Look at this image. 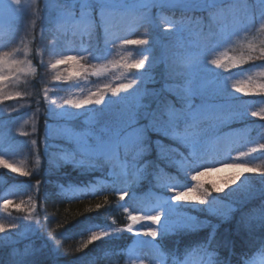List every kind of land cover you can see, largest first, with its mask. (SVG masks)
<instances>
[{
  "label": "snow or ice",
  "instance_id": "obj_1",
  "mask_svg": "<svg viewBox=\"0 0 264 264\" xmlns=\"http://www.w3.org/2000/svg\"><path fill=\"white\" fill-rule=\"evenodd\" d=\"M21 3L22 0H10L6 7L20 11ZM58 7V14L50 22L53 39L49 53L59 58L48 66L56 70L61 65L71 64L72 69L66 74H57L55 80L72 82L68 87L93 84L95 91H89L82 98L64 99L62 104L57 105L55 100L49 101L45 90L44 100L49 103L48 116L63 122L58 123L57 133L68 145L53 153L50 164L57 168L71 165L82 174L102 171L106 166L111 183L123 182L125 185L119 192L121 202L129 197V190H134L149 174L155 177L156 188L171 193L167 196L133 195L131 198L139 203L149 204L151 201L147 211L136 212L124 207L128 220L126 226L112 231H91L76 251H84L96 241L127 232L136 237L151 238L137 240V244L148 245L160 252L162 245L158 241L163 238L207 228L209 232L202 241L185 246L183 252L175 250L164 254L163 264H193L194 256L200 257L198 264H231L230 259L219 255L221 247H232L229 240H217L219 224L188 213L203 206L200 211L217 217L221 223L228 222L236 211L233 207L236 198L243 204L255 196L256 190L247 183L248 177L245 176V173H254L262 181L259 189L261 203L258 212L245 214L241 222L249 232L256 228L264 229V168L244 162L216 160L211 155L215 138L204 127L208 121L221 119L226 105H239L244 96L259 97L264 101V83L256 85L252 83V76L245 77L246 72L255 68L260 69L257 75L264 77V40L259 44L249 42L246 52L239 56L228 55L242 36L256 31L257 25L264 30V0H62ZM193 7H203L208 11L207 24L197 21L193 25L184 17L176 19L160 15L176 9L187 11ZM117 18L127 22L129 31L126 35L117 33ZM144 25H151L152 30L130 38L131 29ZM76 40L80 42L76 55H66L59 50L64 41ZM133 53L139 58L130 59ZM37 54L42 57L45 53ZM255 61L262 63L256 64ZM249 62H252L249 68L242 67ZM24 64L30 65L31 61L18 60L9 53L0 55V85L10 79L13 83L19 81V75L14 74L22 73ZM157 65L164 66V83L160 89L149 91L145 85L153 81ZM232 69L239 71L233 72ZM31 71L35 72V69ZM116 71L120 72L121 79L127 78L125 71L132 78L118 85L100 79ZM90 76L97 77V80L91 81ZM4 96L13 98L7 93ZM113 97L116 99L112 100ZM145 97H151L149 102L144 103ZM247 115L264 121V108L250 113L247 110L230 111L229 118L243 119ZM77 121H82L79 128L73 126V122ZM165 139L176 142L184 151L170 147L165 153ZM6 143L10 144V141ZM36 143V140L31 141L33 146ZM153 147L159 159L176 169L175 175L164 172L155 161L147 158ZM259 149L264 150V144H260ZM247 155V152L239 153L240 157ZM40 163L38 158L36 164L39 166ZM0 167L24 177L31 175L10 164L3 155H0ZM223 168L238 171L222 186L215 183L206 186L201 182L200 177L207 172ZM181 178L187 182L181 183ZM40 183L36 181L37 188ZM74 185L75 182H68V188L73 193L87 191L90 185L94 191L104 187V184L98 185L95 178L86 185ZM226 188L229 192L225 193V197L213 195V192L221 193ZM10 203L9 200L4 201L5 210ZM21 207L16 205L17 210ZM101 207V204L96 205L97 210ZM32 218L28 217L29 220ZM85 221H90V218L86 217ZM80 223L83 224L80 235L94 227H103L90 222ZM136 225L141 227L136 228ZM11 226L17 227L15 223ZM78 226L72 225L73 228ZM62 227L64 222H58L56 229L48 232L47 239L55 241L56 233ZM6 232L4 224L0 223V234ZM65 238H71V233L66 231L60 236L61 240ZM7 243V236L5 240H0V245L7 246ZM45 247L46 244L37 247L33 243L23 251L13 248L9 253L10 264H35L26 258L38 256ZM59 247V244L53 243L52 251L57 252ZM255 254L260 258L259 264H264V240L255 249ZM91 259H86L85 264H91ZM132 264H137V258H132ZM138 264L151 262L147 257H139ZM242 264H257L253 252L243 254Z\"/></svg>",
  "mask_w": 264,
  "mask_h": 264
},
{
  "label": "rangeland",
  "instance_id": "obj_2",
  "mask_svg": "<svg viewBox=\"0 0 264 264\" xmlns=\"http://www.w3.org/2000/svg\"><path fill=\"white\" fill-rule=\"evenodd\" d=\"M9 2L10 0H0V55L9 53L10 55H14L18 60L27 59L30 61V56L32 53L30 45H32V42H34L35 50L33 59H36L40 67L37 72L38 74L33 76L30 74L32 73V67H30L29 64H24L22 65L24 71L22 73L14 74L19 75V81L13 83L10 79L5 81L4 85H0V155H3L10 164L18 166L32 174L38 166L36 164V160L39 158L41 161V157L37 153L36 145L33 146L31 141L36 140L37 142L36 118L41 112H43L46 113V117L48 119L45 130V135L48 138L47 147L46 143L44 142V158H46L45 166L47 170L50 172H66L74 170L71 165H65L63 167L57 168L53 164H50V158L53 157V153L57 152L59 148H61V146L58 144V141L65 140L60 138L57 133L58 123L63 124V122H58L57 120H54L48 116L49 103L48 101L44 100V93L45 90H47L49 101L55 100L57 105H60L62 104L63 100L67 98H82L89 91H95V87L93 84L83 83L80 87H68L67 85L72 82L56 81L55 76L57 74H66L72 69L71 64L61 65L56 70H53L48 66L50 62H54L55 59L59 58L58 56H53L49 53L53 39V34L50 31V22L58 14V5L62 2V0H22L20 11H12L9 7H6ZM192 9L193 10L190 9L191 12L189 14V18H186L189 22H191L193 25L197 21H200L204 24L208 23L209 14L195 12L197 9L201 12L204 11L203 7H193ZM153 12L155 14V10H153ZM160 15L168 16L170 18L174 17L176 19L181 18L179 13L172 11H167ZM115 24L116 31L119 35H126L129 31V26H121L119 24V18L116 19ZM151 30V25L138 26L131 29L132 35L130 38H136L137 36H141L147 32H150ZM252 34L256 35L257 38L264 40V30H260L258 25L256 31ZM6 42L7 46H5ZM132 47L133 46H129V48ZM59 50L66 55H76L80 50V42L79 40L74 42L64 41ZM40 52H44L45 54L41 57L37 54ZM138 58L139 56L136 55V53H133V56L130 57V59ZM255 63L261 64L262 62L255 61ZM161 66L164 71V66ZM131 71L134 72L135 70ZM259 71V68H255L250 72H246L245 77L252 76V83L256 85L264 83V77L257 75ZM125 75L127 78L121 79L120 72L116 71L115 74L109 75L106 78L101 77L100 79L102 81L106 79L107 82L111 83L112 85H118L121 82L127 83L132 78L127 71H125ZM34 77L36 80H39L40 84L44 85L42 89L43 94L41 100L38 99L39 103H41V107L40 104H37L35 98H32L30 95V83H32L31 79ZM89 79L95 82L97 77L90 76ZM245 82H247V80H245ZM145 87L149 91L155 89L148 84H146ZM81 89H83V91H81ZM5 93L10 94L13 98H5ZM17 93H19V95H17ZM121 95H123V93ZM30 99L34 101H30ZM115 99V97L112 98V100ZM150 99L151 97H145L144 103L149 102ZM109 102L111 103V101ZM196 102L199 103V100ZM38 108L39 111H37ZM261 108H264V101H262L261 98H257L255 100H250L249 102L247 101L245 105L235 107L233 111L247 110L250 113L252 110L259 111ZM229 116L230 113L224 117H221L219 120L208 121L204 124V127L209 129L210 135L213 136L224 127L233 125L239 121H244L247 123L243 139L239 140L234 152L230 153L229 155H225L223 159L216 158V160L225 161L228 163L244 162L253 167L264 168V150L259 149V145L264 144V121L260 120L259 117H251L250 115L245 116L243 119H230ZM249 121L250 124L248 123ZM77 123L82 124V121L73 122V126L74 124L78 125ZM213 128H215V131H213ZM23 133H27V135H23ZM6 141H10V144L6 143ZM254 148L257 149V151L253 152L252 149ZM168 150L169 149H167V145H165L163 151L168 153ZM240 152H247L249 155L240 157ZM105 168L106 166L103 168V170ZM237 171L238 170L235 168H223L221 171H209L204 176L200 177V180L206 186H210L211 183L222 186L224 182L233 176ZM7 175L19 176V173H13L11 169H4L3 167H0V223L4 224L7 230L5 234H0V240H5L7 236L8 243H13L16 240L29 235L33 231L36 225V219L33 214L34 208L31 189L16 185L14 183H9ZM245 176L248 177L247 183L252 188L256 189L257 187H262V181L258 174L245 173ZM241 179L244 180V177ZM186 182L187 181L185 179V183ZM227 192H229V189L226 188L225 191L221 193L213 192V195L225 197V193ZM134 195L137 196L138 194ZM158 195L167 196L171 195V193L155 187L150 193L143 194L142 196ZM132 196L133 194H130L129 197L125 198V201H123L124 207H128L129 210H136V212L148 210V206L151 201H149V204H142L136 200H133L131 198ZM5 200L11 201L7 210H5L3 207ZM238 200L239 198H236V202ZM236 202H234L233 207ZM16 205H21V209L17 210ZM200 208H203V206H198L196 211H189L188 214L197 216L201 220H210L214 218L218 219L215 216H210L208 213L200 211ZM29 216L33 218L29 220ZM13 223L17 225L16 228L11 226ZM144 226L147 227L148 224L145 223ZM140 227L141 225H136V228ZM101 230L112 231L113 229H93V231ZM150 239L151 238L148 237L134 236V241L127 250V261L130 264H132V258H137L138 264L139 257H147V260L150 261L151 264H163L164 254L162 251L157 252L148 245L137 244V240L147 241ZM259 259L260 258L256 259L257 264H259ZM199 260L200 259L197 256H194L193 264H198Z\"/></svg>",
  "mask_w": 264,
  "mask_h": 264
},
{
  "label": "trees",
  "instance_id": "obj_3",
  "mask_svg": "<svg viewBox=\"0 0 264 264\" xmlns=\"http://www.w3.org/2000/svg\"><path fill=\"white\" fill-rule=\"evenodd\" d=\"M193 10V9H191ZM172 12L179 13L180 17L189 18L190 10L184 11L181 9L173 10ZM195 12L208 14V11L195 10ZM121 26H128L126 21L119 19ZM261 38H257L256 35L248 34L247 36L239 39L229 50V55L239 56L246 52L247 44L249 42L257 43L261 41ZM30 67L35 69L32 72L33 76H36L40 65L34 58L35 43L32 42ZM245 64L242 67L247 68L251 65ZM232 71H239V69H232ZM163 68L161 65H157L153 71V81L147 83L155 89H160L164 83ZM36 73V74H35ZM30 83V95L35 98V101L41 100L43 84L39 83L35 77L31 79ZM259 97L244 96L241 98L239 105H226L221 117L229 114L235 107L245 105L247 101L255 100ZM32 99H30L31 101ZM34 101V100H32ZM40 107H41V103ZM46 113L41 112L36 118V147L37 153L41 157V163L37 166L36 170L28 177L24 176H10L8 177L9 183H14L19 186L28 187L32 192V200L34 207V217L36 219V225L33 231L13 243H7V246H0V264H10V251L15 248L23 251L31 244L39 247L42 244H46L44 251L38 256H29L26 258L28 262H35V264H85L86 259H91V264H130L127 261V250L131 243L134 241V235L131 233L123 232L113 237H106L101 241H96L92 245H89L84 251H76L87 236L91 235V231H87L83 235H80V230L83 224L80 222H90L96 225L103 226L102 228H118L124 227L128 223L127 213L124 212V204L119 201L120 189L124 188L123 182L111 183V178L108 177V168L103 171H95L91 173H81L80 170H70L66 172H50L47 170L44 158V142H46ZM250 124V121L248 122ZM74 124V127H81L82 124ZM247 123L239 121L233 125L226 126L222 130L213 135L214 143L212 145L211 155L215 158L223 159L225 155H229L234 152L239 140L243 139L244 132L246 130ZM45 137V138H44ZM153 139H156L153 135ZM61 147H67V142L58 141ZM164 145H167V149L178 148L180 152H183V147L179 146L172 140L165 139ZM149 160L155 161L164 172L175 175L176 169L167 164V161L158 158L155 147L152 148L148 157ZM152 170H150L151 172ZM96 179V183L104 184L103 189L96 188L93 190V186H88L87 191L75 192L69 190L68 182H75L74 186L86 185L88 181ZM41 183L39 187H36V181ZM107 182V183H105ZM155 177L149 174L144 180H142L133 189H130V194L143 195L150 193L155 188ZM181 183H185V179L181 178ZM63 186V187H61ZM257 187L255 196L245 203L241 204L239 200L235 203L234 208L236 211L232 214V218L225 223H221L219 219H210L213 224H219L217 230V240L224 241L229 240L232 242L231 249L221 247L219 249V255L222 258H228L231 260V264H242L243 254L253 252L255 259L259 258L255 254V249L259 246L260 242L264 240V229L256 228L253 231L249 230L241 222V218L248 213L258 212L261 199L259 197V189ZM99 192V194H97ZM137 195V196H138ZM67 196L68 198H64ZM80 198H73V197ZM108 199L105 200L104 197ZM47 197V199H45ZM101 204L102 207L97 210L96 205ZM91 209V211H89ZM90 218V221H85V218ZM64 222V227L58 229L56 233L55 241H49L47 234L49 231L56 229L58 222ZM72 225H79L73 228ZM66 231L71 233V238L60 239ZM209 229L205 228L200 231L190 232L187 234L169 235L162 240L158 241L162 245V253L179 250L183 252L185 246L202 241L208 234ZM53 243L59 244V250L57 252L52 251ZM199 259L200 257L197 256ZM170 264V262H169Z\"/></svg>",
  "mask_w": 264,
  "mask_h": 264
}]
</instances>
